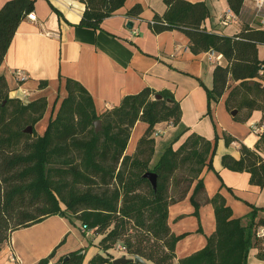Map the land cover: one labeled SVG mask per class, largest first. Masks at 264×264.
Instances as JSON below:
<instances>
[{"label": "trees", "instance_id": "obj_1", "mask_svg": "<svg viewBox=\"0 0 264 264\" xmlns=\"http://www.w3.org/2000/svg\"><path fill=\"white\" fill-rule=\"evenodd\" d=\"M86 5L81 26L99 28L101 23L124 7L127 0H81ZM230 10L242 14L246 0H227ZM166 12L150 24L155 34L180 31L189 38L194 54L214 51L227 61L213 72L212 88H207L208 113L228 94L226 108L238 123H247L259 111L264 121V60L259 47L264 45V29L244 23L233 36L209 32L204 24L210 12L204 2L164 0ZM35 8L34 0H10L0 10V67L22 21ZM141 5L129 12L138 19ZM236 84V85H235ZM47 86L44 81L40 85ZM68 96L63 100L44 135L36 125L48 109L45 97L25 102L10 97L6 79L0 75V248L11 235L53 216L79 222L82 230L102 236L99 243L106 254L95 256L89 264H113L111 252L118 245L131 257L152 264H175L176 246L185 235H175L168 223L171 205L191 194L195 215L206 204L215 211L216 230L202 250L182 258L178 264H248L252 246L259 249L254 231L264 221L254 223L235 218L224 196L206 193L202 172L214 154L207 138L191 133L174 149L169 146L159 163L151 166L156 150L155 127L161 123L178 126L182 107L169 91L145 88L125 96L121 103L98 114L94 99L78 81L66 80ZM160 96V99H156ZM102 130L95 131V122ZM138 122L148 125L132 155L126 150ZM31 128L32 132L26 130ZM227 145L237 141L225 134ZM223 166L232 172H247L250 183L264 187V133L254 148L244 144L240 157L224 155ZM157 175L153 187L147 174ZM253 240L255 242L253 243ZM64 241L60 245H62ZM57 248L38 264H84V250L70 252L52 263ZM128 264H141L130 262Z\"/></svg>", "mask_w": 264, "mask_h": 264}, {"label": "crops", "instance_id": "obj_2", "mask_svg": "<svg viewBox=\"0 0 264 264\" xmlns=\"http://www.w3.org/2000/svg\"><path fill=\"white\" fill-rule=\"evenodd\" d=\"M8 1L0 0V10ZM34 1L32 13L37 20L26 17L22 21L0 67V75L8 83L11 98L25 102L47 99L46 114L36 125L39 135H44L68 96L67 79L78 81L88 90L98 114L112 110L125 96L138 94L147 87L157 92L169 91L181 104L182 120L176 127L167 123L155 127V154L157 149L164 152L172 144L178 149L191 133L207 138L214 145V154L201 175L207 195L212 198L220 192L234 217L243 219L245 225L251 222L254 210L257 211L254 223L264 221V187L252 185L249 173L232 172L222 163L224 155L239 158L242 144L255 147L259 137L251 133V126L261 124L263 114L254 112L247 123L234 121L226 108L228 94L213 104L208 113L205 87L212 88L215 67L227 65L222 55L211 51L194 54L189 38L177 30L155 34L150 24L156 15L166 12L164 0H127L124 7L97 29L81 26L86 10L81 0ZM186 1L207 5L210 17L204 27L209 32L233 36L241 31L244 23L253 26L259 23L264 29V0L262 6L258 3L260 0H246L240 16L230 10L227 0ZM135 5L142 6V14L138 19H129L128 12ZM228 12L232 14L231 20L224 22ZM129 22L134 23L132 29L127 27ZM259 57L264 60V45L259 47ZM18 69L28 75V81H18L15 75ZM44 81L47 86L42 88ZM147 128L144 122L135 125L127 155L135 152ZM225 134L237 141L227 145ZM154 160L155 155L152 167ZM191 194L169 208L168 223L172 232L185 235L176 246L175 264L205 248L207 238L216 230L213 206L206 204L195 215ZM101 239L94 232L86 235L79 222L53 216L14 232L0 248V264H38L56 248L52 263L83 249L84 264H89L97 255L106 256L99 245ZM12 256L18 257L19 262L13 261ZM248 262L264 264L256 246H252Z\"/></svg>", "mask_w": 264, "mask_h": 264}, {"label": "built area", "instance_id": "obj_3", "mask_svg": "<svg viewBox=\"0 0 264 264\" xmlns=\"http://www.w3.org/2000/svg\"><path fill=\"white\" fill-rule=\"evenodd\" d=\"M258 3H259L260 6L263 5V1L262 0H260ZM231 17H232L231 12H228L227 16L224 19V22H229L231 20ZM27 18L30 19L31 21H36L37 20V17H36V15L34 13L28 14ZM211 52L215 53L214 51H211ZM15 75H16L18 81L22 82V83L28 81V79H29L28 75L21 69H18L16 71ZM251 133L256 135V136H258V137H260L264 133V121L261 124L252 125L251 126ZM83 232L86 235H90L92 233L91 231H87L85 229H83ZM254 236H255L256 240L260 241L261 249H262V251L264 253V225H259L258 227H256V229L254 231ZM116 250L120 254V256H127V257H130V258H133L127 253L126 248L122 247L121 245H118ZM12 260L15 261V262H19L20 259L18 257L12 256Z\"/></svg>", "mask_w": 264, "mask_h": 264}, {"label": "water", "instance_id": "obj_4", "mask_svg": "<svg viewBox=\"0 0 264 264\" xmlns=\"http://www.w3.org/2000/svg\"><path fill=\"white\" fill-rule=\"evenodd\" d=\"M128 28L132 29L134 27V23L133 22H129L127 25ZM156 99H160V96H156ZM237 114V111H233L231 113V115L234 117ZM95 131L98 133L99 131L102 130V122L96 121L95 122ZM27 133H31L32 129L29 128L26 130ZM146 177L151 181V183L153 184V187L156 188L157 186V175L156 174H147ZM68 259V257H65V261ZM130 262H134V263H141V264H148L144 259L135 256L133 258L127 257V256H122L120 258L114 259L113 260V264H128Z\"/></svg>", "mask_w": 264, "mask_h": 264}, {"label": "rangeland", "instance_id": "obj_5", "mask_svg": "<svg viewBox=\"0 0 264 264\" xmlns=\"http://www.w3.org/2000/svg\"><path fill=\"white\" fill-rule=\"evenodd\" d=\"M164 152H165V151H164ZM164 152L162 151V149H157L156 154H155L154 166L157 165V164L159 163V160L161 159V154H162V153L164 154ZM163 154H162V155H163ZM154 166H153V167H154ZM112 253H113L114 256H115V259L122 257V256H120V254H119L118 252L115 251V249L112 250ZM248 264H254V263H250V262H248Z\"/></svg>", "mask_w": 264, "mask_h": 264}]
</instances>
